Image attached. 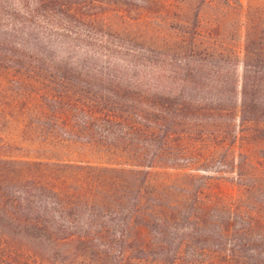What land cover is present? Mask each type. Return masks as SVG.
<instances>
[{
  "label": "trees",
  "instance_id": "1",
  "mask_svg": "<svg viewBox=\"0 0 264 264\" xmlns=\"http://www.w3.org/2000/svg\"><path fill=\"white\" fill-rule=\"evenodd\" d=\"M199 3L0 0V113L48 143L0 147V264H264V5L229 37Z\"/></svg>",
  "mask_w": 264,
  "mask_h": 264
},
{
  "label": "rangeland",
  "instance_id": "2",
  "mask_svg": "<svg viewBox=\"0 0 264 264\" xmlns=\"http://www.w3.org/2000/svg\"><path fill=\"white\" fill-rule=\"evenodd\" d=\"M169 2L167 6L163 7L161 4H154L151 9L147 12L142 13L140 19L132 21V26L135 29L142 30L146 24L154 26L158 23V19L163 20L168 15H175V12H179L180 18H184L185 14L190 16V10L193 9L192 4H197L199 0H166ZM264 5V0H200L198 4V16L201 22L205 25L211 22H219L221 25V33L226 34L229 37H238L243 32V22L245 17L243 16L244 9L253 5ZM250 8V7H249ZM175 11V12H174ZM174 12V13H173ZM183 14V15H182ZM215 34V30H212V35ZM102 42V38H98ZM113 55H118L116 52H110ZM102 54V50H101ZM105 56H101L104 58ZM9 114L0 113V147L4 148L3 152L14 156L24 155H42L44 152H48L45 149L46 146L37 145L34 141L28 139V125L21 124V117L13 110H8ZM236 121V120H234ZM97 132L100 131L99 124L94 125ZM21 129V130H20ZM97 136V133H96ZM38 138H36L37 140ZM6 146V147H4ZM77 144H67L68 151L63 149H57L53 155L63 157L62 153L66 154L69 158H82L89 159L90 161L102 160V154L98 155L96 148H89L88 152L85 153L83 150H78ZM2 151V150H0ZM100 157L101 159H98ZM182 163V161H179ZM185 170L196 175L205 174L209 172L215 173V169L218 168L217 161L210 162L207 166H201L199 164L185 165ZM168 170H173L167 168ZM231 174V173H227ZM224 175V173L222 174ZM102 242L96 244V249L99 253L90 254L88 256V262L85 264H114V261L105 262L102 261Z\"/></svg>",
  "mask_w": 264,
  "mask_h": 264
}]
</instances>
